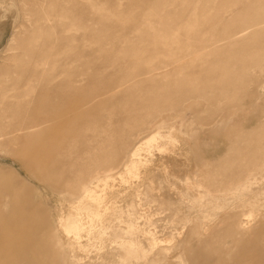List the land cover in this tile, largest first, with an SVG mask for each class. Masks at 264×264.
<instances>
[{
  "label": "rangeland",
  "instance_id": "374dc122",
  "mask_svg": "<svg viewBox=\"0 0 264 264\" xmlns=\"http://www.w3.org/2000/svg\"><path fill=\"white\" fill-rule=\"evenodd\" d=\"M167 41L176 52L195 49L201 56L170 63L174 55L162 46ZM13 57H22L24 71L45 69L55 77L68 72L73 87L68 102L91 91L113 94L80 122L81 128L83 122H98L100 134L77 132L64 149L60 141L52 144L59 159H68L65 168L72 169L65 186L80 192L96 164L103 178L118 172L157 128L158 147L143 154L141 163L171 166L173 155L177 168L191 165L196 174L178 189L170 183L153 191L145 180L133 197L120 198L138 206L146 240L133 247L117 231L115 246L83 256L80 264H114L112 252L120 264H140L144 259L135 256L137 250L151 252L152 264H179L177 256L185 264H236L264 248V0H0V81L13 82L16 92L35 88L26 101L34 103L42 96L35 78L25 75L18 83L4 74L20 68ZM181 62L187 64L178 67ZM145 63L170 65L144 75ZM28 117L41 115L28 111ZM9 121L0 117V124ZM172 136L176 141L170 143ZM48 170L60 172L62 165ZM162 174L176 178L168 169ZM247 176L256 179L250 190L259 196L250 200L260 210L234 197ZM0 179L1 203H33L43 210L51 237H40L39 255L55 264L64 260L67 244L59 218L73 198L61 201L56 184L39 182L3 147ZM229 195V201L222 199Z\"/></svg>",
  "mask_w": 264,
  "mask_h": 264
},
{
  "label": "bare ground",
  "instance_id": "6f19581e",
  "mask_svg": "<svg viewBox=\"0 0 264 264\" xmlns=\"http://www.w3.org/2000/svg\"><path fill=\"white\" fill-rule=\"evenodd\" d=\"M162 46L170 50V53L174 55L169 58L171 59L170 63L180 62L186 57L195 54L193 61H196L201 56L197 54V50L195 49H190L187 52H176L175 47L169 48L168 41L166 44H162ZM11 61L18 63L20 68L14 66L12 70H5L4 74L6 77L18 83H21L22 80L24 81L25 75L35 78L36 84H41L40 93L42 96H37L34 103L32 99L26 103L30 93H34L35 88L30 91L26 88L18 89L16 92L13 82L10 85H6L5 81H0V92L3 93V95L2 93L0 94V117L3 120L8 118L10 120L7 124H0V147L8 149L9 154L16 162L20 163L25 170L37 177L39 182L47 185L51 183L52 185L56 184L61 189L59 191L61 201L73 198V203L67 209L66 214H61L59 218L60 228L65 234L64 242L67 244V249L66 257L64 260H58L57 264H64L65 262L63 261L65 260L68 261L65 264H80L85 260L83 256L87 255L88 257L91 253H97L98 255L103 251L106 253L107 250L116 245L117 231L124 233L123 239H126L133 247L136 246L138 241L146 240L145 236H148V234L144 229L145 225L138 222L141 219H139V209L136 203L118 202V200L120 198L126 200L130 195V197H133L132 195L138 192L136 190L138 185L145 180H148L147 182L151 184L153 191L164 189V185H169L170 183L173 189H178L185 183V179L192 181L193 177L196 176L190 169L191 165H185L182 169L177 168L173 155L170 158L172 160L171 166L167 164L161 165L162 163L160 162L161 167H159L157 163V167L160 168L159 170L156 165L155 169H153L151 165L141 163L140 157L143 154L150 155L153 149L158 147L157 144L161 136L157 128L143 138L144 142L142 145L143 147H147V150L140 149L141 144L139 147L137 145L138 148H135L131 154L128 153L129 156L122 163L120 170L118 172L115 171V173H108L105 178L100 173L102 168L100 164L94 165L89 174V179L82 182L80 192L76 193V189L69 188L63 183L64 177L72 170L69 166L65 168L68 165L66 163L68 159L65 157H63V160L59 159L56 156V151L51 146L53 143L56 145V142L60 141L62 149H64L65 143L74 141L78 137L77 132H80V135L87 132L96 135L100 134L102 131L97 127L98 122H88L87 125L83 122L85 127L82 126V128L80 127V122L82 120H89V111L90 113L95 111L102 105L103 101L111 99L113 94L110 95V91L104 94H97L91 91L89 96L81 98L73 97L68 102V97L72 95L73 89L69 84L71 77L68 72L55 77L53 73L43 69L42 73L38 74L36 70H23L22 57H13ZM170 63L157 68H153L152 64L145 63L140 69L145 70L144 75L151 74L161 71L169 66ZM183 64L186 65L187 62H181L178 67H181ZM80 77V75H75L74 82H79ZM101 95L102 97H100ZM54 100L57 101L55 102ZM57 103L60 104L57 105ZM28 111L41 115V117L30 119ZM70 113H74L73 117H68ZM91 124H93L92 127H90ZM175 141L174 136L170 137V143ZM163 149L164 152H167V148ZM60 165H62L60 172H49L48 169L50 167L55 166L57 169ZM167 169L174 172L176 178L162 174ZM182 170H185L186 173ZM116 175L121 176V178L117 182H114ZM132 178H137L138 182L134 183L131 181ZM255 182L256 179L248 176L245 177L237 191L238 194H234V197L237 196L236 198L242 201L244 207L260 210L261 207L256 202H251L250 200L251 198L256 199L259 196L250 190V187ZM231 197L229 195V197H225L226 199H222L229 201ZM231 204L234 203L231 202ZM41 214L43 215L41 216ZM45 220L46 217L43 210L33 203L32 205L28 204L26 207H21L11 202H0V264H55L49 258L39 255L38 251L41 243L40 237H51V226L46 224ZM237 226L241 228L242 222H239ZM96 243H98V247H96ZM145 243L147 242L145 241ZM175 243L173 242V244ZM162 244L160 247L163 246L165 249L170 246L169 244ZM111 255L114 264L120 262L113 252ZM152 255L148 251L143 253H140L138 250L135 251V256H140L144 259L140 264H152ZM174 258L179 260V264H185V261L181 260L180 257ZM243 263L264 264V248L259 249L255 255H246L236 262V264ZM130 264L135 263L130 262Z\"/></svg>",
  "mask_w": 264,
  "mask_h": 264
}]
</instances>
